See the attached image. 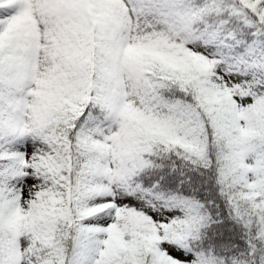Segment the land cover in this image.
<instances>
[{"label":"snow or ice","instance_id":"obj_1","mask_svg":"<svg viewBox=\"0 0 264 264\" xmlns=\"http://www.w3.org/2000/svg\"><path fill=\"white\" fill-rule=\"evenodd\" d=\"M0 264H264V0H0Z\"/></svg>","mask_w":264,"mask_h":264}]
</instances>
